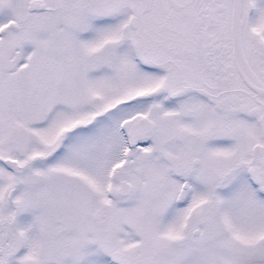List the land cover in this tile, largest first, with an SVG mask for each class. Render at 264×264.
I'll use <instances>...</instances> for the list:
<instances>
[{
	"label": "snow or ice",
	"instance_id": "6c2138e0",
	"mask_svg": "<svg viewBox=\"0 0 264 264\" xmlns=\"http://www.w3.org/2000/svg\"><path fill=\"white\" fill-rule=\"evenodd\" d=\"M0 264H264V0H0Z\"/></svg>",
	"mask_w": 264,
	"mask_h": 264
}]
</instances>
